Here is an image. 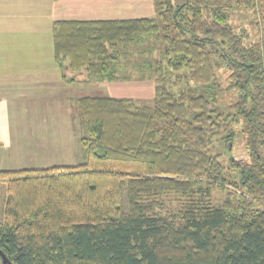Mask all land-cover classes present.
Returning <instances> with one entry per match:
<instances>
[{
	"label": "trees",
	"instance_id": "obj_1",
	"mask_svg": "<svg viewBox=\"0 0 264 264\" xmlns=\"http://www.w3.org/2000/svg\"><path fill=\"white\" fill-rule=\"evenodd\" d=\"M157 3L156 17L54 23L64 79L153 77L155 97L81 95L83 164L0 171L13 264H264V37L224 5ZM144 39L159 46L150 72L123 74V49ZM189 78L211 95L185 99ZM237 131L246 158L226 156Z\"/></svg>",
	"mask_w": 264,
	"mask_h": 264
},
{
	"label": "crops",
	"instance_id": "obj_2",
	"mask_svg": "<svg viewBox=\"0 0 264 264\" xmlns=\"http://www.w3.org/2000/svg\"><path fill=\"white\" fill-rule=\"evenodd\" d=\"M159 1L162 0H0V153L7 155L11 126L30 116L26 112L30 106L41 108L45 102L57 99L56 89L64 91L65 101H70L74 84L81 81L63 78V71L68 75L69 69L64 70L55 59V22L156 17ZM125 82L128 81H101L97 85L103 83L110 96L130 97L111 91L116 86L112 83ZM131 98L142 99L141 95ZM34 147L45 153L40 151L41 146ZM13 168L0 156V171L16 170ZM0 181L6 185L7 180Z\"/></svg>",
	"mask_w": 264,
	"mask_h": 264
},
{
	"label": "rangeland",
	"instance_id": "obj_3",
	"mask_svg": "<svg viewBox=\"0 0 264 264\" xmlns=\"http://www.w3.org/2000/svg\"><path fill=\"white\" fill-rule=\"evenodd\" d=\"M177 2L181 0H176ZM198 1L200 4L215 3L224 5L231 15V23L238 32H243L246 29L250 40L261 39L264 37V0L252 8L245 6L239 0H193ZM207 5V4H206ZM208 8L210 5L207 6ZM205 8V7H204ZM208 10V9H207ZM245 32V31H244ZM158 43L155 41H142L133 42L123 49V60L121 61L120 71L123 74L137 76L141 73L150 72V65L156 61L155 49ZM152 62V63H151ZM155 63V62H154ZM144 67L143 70L141 67ZM75 73L72 70L68 72V78L72 77ZM81 80L74 84V91H71L72 98L70 101H65L67 94L64 91L58 92L56 89L57 99L45 102L43 107L30 106L26 112L30 115L26 120H21L19 124L11 126V144L6 147L8 153H0L2 160L7 165H12L13 169H25L32 167L33 169L51 168L53 166H72L78 167L85 162L83 153V146L81 143V136L83 134L82 119L79 115L77 105V98L84 94L96 95H109L104 87L97 85L101 81L90 79L87 71L77 75ZM222 77L227 76V72L221 74ZM221 77V78H222ZM225 79V78H223ZM69 82L72 80L68 79ZM78 81V80H76ZM125 84L118 85V83H110L116 85L115 88L111 87L113 93H126L128 96H140L144 101H152L155 97L156 80L151 78L136 77L127 80ZM223 81V80H222ZM124 83V82H122ZM107 84V83H105ZM104 84V85H105ZM167 87L171 88L174 81L164 83ZM186 87L185 99L191 96L203 94L206 96L211 95L212 90L198 89L197 83L191 78L186 79L184 82ZM224 86L222 100L219 101V106L228 111L229 106L232 104L230 92ZM79 86V87H75ZM120 86V87H119ZM228 92V93H227ZM60 94L62 95L60 97ZM137 99V98H136ZM36 108V109H35ZM220 142V143H219ZM222 140L216 142L217 149H223L221 144ZM41 146L40 151L45 150L41 154L36 147ZM21 146V148H19ZM215 149V151H217ZM235 158H246L247 150L243 143L241 134L237 131L234 146L230 147L226 152V156ZM35 165H39L36 167ZM41 165V166H40ZM11 169V168H7ZM2 179V178H0ZM0 222L4 219L3 206L4 198L6 197V186L8 180L0 181ZM216 196H221V192H216ZM0 264H3L0 257Z\"/></svg>",
	"mask_w": 264,
	"mask_h": 264
},
{
	"label": "water",
	"instance_id": "obj_4",
	"mask_svg": "<svg viewBox=\"0 0 264 264\" xmlns=\"http://www.w3.org/2000/svg\"><path fill=\"white\" fill-rule=\"evenodd\" d=\"M0 255L2 256V259L4 260L5 264H7V257L5 255V253L0 249Z\"/></svg>",
	"mask_w": 264,
	"mask_h": 264
},
{
	"label": "flooded vegetation",
	"instance_id": "obj_5",
	"mask_svg": "<svg viewBox=\"0 0 264 264\" xmlns=\"http://www.w3.org/2000/svg\"><path fill=\"white\" fill-rule=\"evenodd\" d=\"M0 257H1V260H2L3 264H5V262H4V260L2 259V256H1V255H0ZM7 264H13V262L7 260Z\"/></svg>",
	"mask_w": 264,
	"mask_h": 264
}]
</instances>
